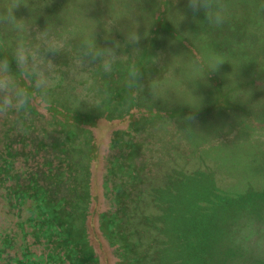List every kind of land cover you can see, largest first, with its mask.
<instances>
[{
  "label": "rangeland",
  "instance_id": "374dc122",
  "mask_svg": "<svg viewBox=\"0 0 264 264\" xmlns=\"http://www.w3.org/2000/svg\"><path fill=\"white\" fill-rule=\"evenodd\" d=\"M27 2L30 7L16 11L27 25L24 39L33 47L45 38L62 43L61 54H48L52 72L58 60L68 62V83L83 81L77 85L79 92L96 98L71 97L79 111L47 103L35 107L43 114L36 124L48 131L47 141L56 140L58 148L64 144L51 167L66 191L74 192L67 200L78 214L72 219L77 220L75 246L60 248L67 233L36 238L28 226L25 232L10 230L14 219L4 207L0 264H35L40 257L38 264H71L69 257L76 264L87 263L85 257L89 264H153L155 252L164 257L160 264H178L180 254L170 247L168 236L146 224L147 216L158 217L157 222L164 218L163 209L156 207L158 189H170L183 175L193 177L191 185L177 182L188 198L207 197L210 187L219 195L236 196L233 199L264 190V0H226L229 18L219 28L208 26L203 13L193 18L186 0ZM130 28L141 35L139 44L118 49L111 73L102 69L91 88L88 70L101 65L81 58V40L96 37L104 46L111 32L123 45ZM18 38L17 33L0 31V58H9L13 72L18 71L12 58ZM214 55L226 62L207 75ZM132 66L139 67L143 77L130 88ZM16 75L21 86L30 87ZM150 84L156 86L155 95ZM5 120L0 117L1 128ZM40 135L42 140V130ZM166 201L161 203L166 206ZM246 214L237 221L236 239L245 244L239 254L226 258L209 251L205 264H254L255 258L264 257L261 219L257 213ZM6 241L10 245L1 247Z\"/></svg>",
  "mask_w": 264,
  "mask_h": 264
},
{
  "label": "trees",
  "instance_id": "16d2710c",
  "mask_svg": "<svg viewBox=\"0 0 264 264\" xmlns=\"http://www.w3.org/2000/svg\"><path fill=\"white\" fill-rule=\"evenodd\" d=\"M0 49V55H4V50ZM14 63L16 65L15 60ZM64 63L68 64V62ZM64 63L58 60L55 66L57 68L53 72L50 71V78L53 82L50 83L48 89L49 101L47 104L54 109L72 112L75 108V111H79L77 107L72 106L71 97L76 100L88 101L93 97L95 100L96 94L93 92L95 95L90 96L79 92L81 87H77V85L84 83L81 80L75 84L69 80L68 83ZM100 71H102V67L97 65L88 70L89 74L86 80L93 86L91 88H94L96 76ZM29 89L32 90L31 87ZM102 99L107 105L110 104L107 96H102ZM42 115L35 107L20 113L10 112L6 116L3 128L0 127V234L5 230L2 213L4 207H8V215L10 214L14 219L13 226H9L10 230L18 229L25 232L28 226L36 238L41 235L49 236L53 233L63 235L67 233L70 238L59 241L60 248L64 249L67 246H75L76 237L73 233H75L76 226L74 224L77 220L73 221L72 219L78 214L72 205L74 203L67 200L74 194L73 190L66 191V187L60 182V175H57L58 172L55 171L54 166L51 167L53 159L60 157L58 150H62L64 144L60 142L58 146L61 148H58L55 146L57 145L56 140L47 141L48 131L36 124ZM51 124L58 123L53 121ZM41 130L42 140L39 139ZM60 131L67 133V130L60 129ZM71 133L72 131L69 132V135ZM49 144L54 145L52 150L48 148ZM178 176L170 189H168L169 187L158 189L155 193L156 207L164 211L163 220L159 219L162 225L158 226V217L148 216L146 224L157 234L163 231L168 236L170 247L180 254L178 264H199L200 260L201 264H205V259L211 252L222 254L226 258H233V255L239 254L238 248L245 244L236 239L240 229L237 221L243 213L249 215L258 212L257 210L261 207L260 202L264 200V192H262L264 190L248 192L245 195H238V199H233L236 196L219 195L210 187L207 192L209 196L188 198V195L184 196V192L178 189L177 182L184 181L186 184L189 182L191 185L193 177ZM165 199L168 200L166 206L161 203V200ZM69 204L73 208L67 211L66 207ZM206 204L208 205L205 207ZM115 225L116 223L112 224L111 228ZM157 241L160 243V240ZM4 244L6 245L4 246ZM53 244L51 242L46 246L51 247ZM9 245L10 243L6 241L2 243L1 247ZM209 251L211 252L209 253ZM31 255L35 256L33 252ZM41 258L36 259L35 264H38ZM240 258L244 261L246 259L242 256ZM85 260L87 261L85 264L92 263L88 257H85ZM255 260L258 262L254 264H264V257H257ZM69 261L71 264L77 263L74 257H69ZM163 261L164 257L161 256V252H155V258L151 262L160 264Z\"/></svg>",
  "mask_w": 264,
  "mask_h": 264
},
{
  "label": "clouds",
  "instance_id": "9594fccd",
  "mask_svg": "<svg viewBox=\"0 0 264 264\" xmlns=\"http://www.w3.org/2000/svg\"><path fill=\"white\" fill-rule=\"evenodd\" d=\"M22 5L30 7L27 0H0V31L19 34L12 57L18 71L11 70L8 57L0 58V117H5L10 112L27 111L31 107H38L49 101L50 80L48 73L51 71L53 62L48 58V54L55 56L63 51V44L59 41L45 38L41 45L33 47L24 39L23 33L27 30L25 19L16 16V11ZM186 9L191 12L193 18L203 13L204 22L211 27L219 28L229 18V6L226 0H186ZM182 17V20L185 19L186 13L182 14ZM105 40L108 43L104 46L97 43L96 37L81 40L79 53L85 62L100 64L104 73L110 74L113 64L119 56L117 50L122 46H137L141 35L136 28H130L125 33L123 45L120 40L111 36V32L105 36ZM45 57H47V62ZM225 62L219 55L212 56L208 62L207 75L219 71ZM16 74L28 82L32 90H29V87L21 86ZM142 77V70L137 66H132L128 72V86L131 88L137 83H141ZM149 87L155 95L156 86L150 84ZM189 119H194V117H189Z\"/></svg>",
  "mask_w": 264,
  "mask_h": 264
},
{
  "label": "crops",
  "instance_id": "0c3cea01",
  "mask_svg": "<svg viewBox=\"0 0 264 264\" xmlns=\"http://www.w3.org/2000/svg\"><path fill=\"white\" fill-rule=\"evenodd\" d=\"M260 206L261 207L259 208V210H257L258 212H256V213H257V216L261 219L262 229H260V231H261V234H263L264 233V200L260 202Z\"/></svg>",
  "mask_w": 264,
  "mask_h": 264
}]
</instances>
